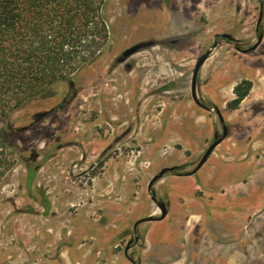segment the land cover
<instances>
[{
  "label": "rangeland",
  "instance_id": "obj_1",
  "mask_svg": "<svg viewBox=\"0 0 264 264\" xmlns=\"http://www.w3.org/2000/svg\"><path fill=\"white\" fill-rule=\"evenodd\" d=\"M103 14L107 37L0 122V264H264V0H106ZM160 203L163 220L134 228Z\"/></svg>",
  "mask_w": 264,
  "mask_h": 264
},
{
  "label": "trees",
  "instance_id": "obj_2",
  "mask_svg": "<svg viewBox=\"0 0 264 264\" xmlns=\"http://www.w3.org/2000/svg\"><path fill=\"white\" fill-rule=\"evenodd\" d=\"M105 4L106 0H0V122L24 102L46 93L49 85L65 80L74 54L86 41L107 37ZM251 86L244 80L234 88V108ZM5 147L0 131V169L6 164Z\"/></svg>",
  "mask_w": 264,
  "mask_h": 264
},
{
  "label": "water",
  "instance_id": "obj_3",
  "mask_svg": "<svg viewBox=\"0 0 264 264\" xmlns=\"http://www.w3.org/2000/svg\"><path fill=\"white\" fill-rule=\"evenodd\" d=\"M224 37L231 38V36H229V35H224ZM152 45H153V42H145V43L137 44V45H135V46L127 49L122 54V56L118 59V62H120V63L121 62H124L128 57H130L134 53H137L141 49L150 47ZM207 58H208V55H204L203 57L200 58V60L198 61L197 65L195 67L194 73H193V79H192V94H193V97H194V99H195V101H196L197 104H200L199 101L196 98V83H197V78H198V74H199V71H200L203 63L206 61ZM219 115H220L221 121H223V118H222V115L220 114V112H219ZM226 135H227V132L225 130L224 135H223V138H225ZM220 141L221 140L215 141L207 149V151L203 155L201 161L199 162L198 166L191 173H188V175H193L194 173H196L206 163V161L208 160V158L210 157V155L212 154V152L214 151V149L216 148V146L220 143ZM171 170H173V168H165V169H163L159 173V175H157L156 177H154V179L152 180V183H154L155 181L159 180L167 171H171ZM159 205H160V208H161V211H162V215H161V217L159 219H163V218L166 217V215L168 213V209H167V207H166V205L164 203H160ZM152 220H157V219L156 218H153V217L143 218V219L137 221L136 226L138 224H141V223H144V222H147V221H152Z\"/></svg>",
  "mask_w": 264,
  "mask_h": 264
},
{
  "label": "flooded vegetation",
  "instance_id": "obj_4",
  "mask_svg": "<svg viewBox=\"0 0 264 264\" xmlns=\"http://www.w3.org/2000/svg\"><path fill=\"white\" fill-rule=\"evenodd\" d=\"M174 42H176V41H174ZM167 207V206H166ZM168 209V208H167ZM161 215H162V211H161ZM167 215H168V213H167ZM166 215V216H167ZM161 217V216H160ZM160 217H158V218H156L157 220H163V219H159ZM139 225V224H138ZM137 225V226H138ZM137 226H136V223H135V225H134V228H137ZM139 241V239H130V241L127 243V247H126V249H125V252H126V254L128 253V251H130V250H132L133 248H134V246L137 244V242ZM128 255V254H127ZM128 258L130 259V261L132 262V263H134V264H140V263H138L135 259H133L132 257H130V256H128Z\"/></svg>",
  "mask_w": 264,
  "mask_h": 264
}]
</instances>
